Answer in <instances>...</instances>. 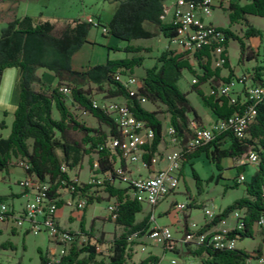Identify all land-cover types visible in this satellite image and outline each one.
I'll use <instances>...</instances> for the list:
<instances>
[{
  "label": "trees",
  "instance_id": "trees-1",
  "mask_svg": "<svg viewBox=\"0 0 264 264\" xmlns=\"http://www.w3.org/2000/svg\"><path fill=\"white\" fill-rule=\"evenodd\" d=\"M108 1L116 3L117 6L112 18L106 24L98 18L99 25L108 29L105 35L130 42L152 39L158 33L170 40L177 34L176 27L171 22H165L166 0ZM242 1L230 0L229 2L231 25L242 21L245 23L243 38L261 36V30L250 25L247 16L264 18V0H247L246 3ZM146 23L155 27L156 31L148 29L145 26ZM92 28V24L85 19H74L59 26L49 20L35 19L28 15L9 22L1 29L0 80L4 70L17 68L20 73V94L10 135L0 138V172H9L13 158H27L30 165L27 172L46 181L51 194L55 197L62 195L60 193L62 189L74 186L73 195L79 193L86 200L85 211L89 205L96 201L100 202L104 198L99 195L97 189L91 191L92 185L79 184L78 175L76 174L73 178L70 171L81 167L86 156L95 154L98 168L94 174H109L110 176V179L104 181L103 189L106 191V198L114 199L118 205L117 217L113 221L117 227L121 228L122 233L114 238L108 250L109 254L103 257V251H99L98 246L89 240L86 243H77L82 233L93 237L91 233H86L83 221H81L82 233L73 232L77 237L75 243L67 255L55 264H156L159 262L156 256H149L139 263L131 262L134 247L138 244L133 236L137 233L142 236L149 229L152 219L149 215L141 221L136 220L137 214L143 210V205L131 197L128 187L119 185L121 183L115 172L117 159L123 167L125 166L122 151L117 148L115 152H112L105 146L106 142L110 143L109 140L116 141L117 144V138L121 139L120 132L112 117L92 107L93 96L85 87L93 84L101 90L105 88L109 97L125 98L132 114L154 129L155 137L152 145H146L142 155L149 169L154 165V159L163 142L164 125L159 118L158 111L147 110L137 97L130 96L114 79V75L118 72L128 71L133 74L136 67L142 66L143 57L107 59L104 63L89 65L82 71L72 69V57L88 42L87 38ZM219 29L225 34V40L222 42L224 49L221 52L225 60L223 66L227 67L230 74L233 70L229 64L227 47L231 39L239 42L240 61L244 58L247 60L256 58L257 53L245 44L241 36L235 35L228 28ZM215 47L216 45L204 47L194 55L201 73H196L190 60L184 56V54L192 53L191 49H184L180 53L165 50L157 58L154 66L148 68L141 78L139 96L146 98L147 103L153 106L165 107V112L169 116V124L174 128L181 146L192 137V123L198 126L203 125L188 94L178 86L184 69L189 70L198 78L197 83L192 86L193 91L199 95L203 105L208 107L216 118L226 119L240 110L238 104L229 102L228 97H217V87L221 82L229 79L220 76L221 68L212 71L210 67L211 51ZM123 51L131 53L140 50L129 45L123 48ZM39 69L52 72L58 81L57 86L52 87L39 77L37 75ZM260 69L264 70L263 67ZM260 69L256 67L252 71L258 81H260ZM63 82L72 85V87L68 86L71 89L72 104L93 116L98 122L96 128L88 127L73 116L67 105L68 97L58 90ZM207 82H210L213 93L206 94L202 90L201 86ZM34 85H37L39 89H36ZM53 107L59 114L58 118L53 117ZM256 109L258 111L255 122L248 127L243 140L231 134H224L182 155L184 164L202 152H206L207 157L216 163L219 170L222 169L221 161L224 158L241 159L248 155L250 150L258 155L259 161L255 163L257 171L246 187V196L218 213L204 229L207 230L216 225L233 211L241 210L243 214L239 218V223H243L242 230L231 233L237 234L238 240L255 237V223L264 218V99L256 106ZM0 127L5 128L3 121ZM73 133H78L80 139L74 138ZM116 144L113 146H117ZM89 163L93 169L94 161L90 159ZM243 168L244 165L237 167L238 170ZM195 178L198 182L200 181L196 175ZM238 185L239 182H235L233 187ZM3 199L5 198L0 196V201ZM57 204L60 209L65 202L59 200ZM259 228L262 229L264 235V225ZM28 233L25 232V234ZM98 241L102 242L101 239ZM187 248L188 253L200 258L203 264H248L250 259L264 256V238L253 250L255 256L241 249L221 250L205 245H199L194 249ZM98 256L102 258L97 259ZM41 264H48V258L41 256Z\"/></svg>",
  "mask_w": 264,
  "mask_h": 264
},
{
  "label": "rangeland",
  "instance_id": "rangeland-1",
  "mask_svg": "<svg viewBox=\"0 0 264 264\" xmlns=\"http://www.w3.org/2000/svg\"><path fill=\"white\" fill-rule=\"evenodd\" d=\"M20 2V12H23L25 8L28 9V13L35 18H42L43 20H49L51 22L57 23L62 26L68 21L74 19H83L85 17H93L96 20L101 19L103 24H106L113 16L114 11H116V3L110 2L108 0H18ZM215 7L213 8L212 14L205 17V23L212 24L219 28H228L237 36L244 37L245 34V23H230L229 8H222L219 6L220 0H214ZM175 0H166L165 5L167 8H172ZM229 0H222V3L229 7ZM247 0H243L242 3H246ZM1 13V10H0ZM42 14V15H41ZM171 14H167L165 17V22H170ZM247 19L253 27L261 30V36L253 37L250 39L243 38L245 44L250 46L254 52L257 53L256 58L252 60H247L244 58L240 61V45L237 40L231 39L227 47V56L231 69L235 72L236 76H241L252 72L256 66L264 68V18L258 16L248 15ZM1 22V21H0ZM145 26L150 30L156 31V28L146 23ZM1 28V23H0ZM90 38L95 39L97 44L92 50L91 63L98 64L104 63L105 60L111 59H124L133 57H143L142 66L136 67L133 75L139 80L144 76L145 71L148 68L154 66L157 62V58L165 50H174L180 53L184 50L182 46L175 47L174 44H170L169 40L165 39L161 34L152 39H139L132 40L130 42L120 41L114 37L105 35L103 33V28L98 29L92 28L90 31ZM132 46L138 48L139 52L127 53L123 51V48L127 46ZM174 47V48H172ZM120 49V50H117ZM88 51V48H87ZM219 52L212 55L211 59V69L214 71L216 68H221L223 78L228 77V69L223 66L217 57ZM190 63L194 67L193 69L196 73H201L196 61L191 59ZM38 74L44 75L43 79L48 85L52 87L57 86V79L54 74L48 70L39 69ZM221 74V73H220ZM13 74L8 73L0 90V123L3 121L5 128L0 127V138H6L10 135L11 126L14 119L13 108L17 107L18 101L16 100L18 88ZM196 76L189 70L184 69L182 78L179 81V88L188 94V98L192 105L198 112V114L203 118L204 124H207L213 119V112L204 106L199 95L193 91V78ZM230 78V76H229ZM228 78V79H229ZM62 85H67L72 87L68 82H63ZM37 89L38 86H35ZM89 89L92 96L97 99L108 98V93L101 90L97 86L91 84L85 87ZM206 94H210L211 88L210 83L205 84L203 87ZM242 86L237 84L236 90L240 91ZM67 105L73 114L77 117L80 122H83L88 127L96 128L98 126L97 120L90 114L82 111L76 105H73L71 96H67ZM217 97L220 96L219 91L217 92ZM17 103V104H16ZM144 107L149 111H158L159 118L163 122V132H166L167 123L169 122L168 113L165 112V107L161 105L153 106L150 103H145ZM16 110V108H15ZM53 117L58 118L59 114L55 107H53ZM74 138L80 139L78 133H73ZM110 142V140H109ZM164 147H159L158 153L154 162L158 164L163 156ZM96 155L86 156L81 164V167L74 168L70 171L71 177L78 175V183H88L92 175V169L90 167L89 160H96ZM14 158L12 159L13 170L12 172H0V196L5 199L1 200L7 205L11 206L14 204L16 209H21L24 205L25 199L20 194L16 198L11 197V190L18 193L22 191L19 181L23 178V171L16 167L14 164ZM244 165L243 169H237ZM128 166L132 171L133 176H147L148 169L142 166V163L128 162ZM183 168H181V179L178 189L174 193H171L165 200L161 201L156 207H150L147 203H142L143 210L141 213L137 214L136 220L141 221L146 216L150 215L151 227L155 224L160 226H169L173 232L176 240H179L183 234L184 229L187 224L192 222L198 225L204 222V212L205 210H210L216 215L222 212L231 204H234L237 200L246 196V187L252 181V178L257 171V165L255 163H250L248 161V155H245L241 159H230L224 158L221 161L222 169L219 170L216 163L212 162L209 157H207L206 152H202L199 156H196L186 163H184ZM243 174L245 177L244 182H239L237 187H233L235 182H238V176ZM195 175L200 180L199 182L195 178ZM220 176V177H219ZM119 184V183H118ZM125 186L124 184H119ZM98 193L104 199L100 202L89 205L86 210H79L74 204L70 205L66 203L62 208L58 209L56 217L60 227L64 230H69L75 233H82L80 229L81 221H83L84 229L86 233H91L93 237L85 235L84 233L77 239L78 244L86 243L89 240L91 243L98 246L99 251H103L106 257L109 254V249L112 241L116 236L122 233L121 228L117 227L114 221L108 218V207L114 201V199H107V194L103 188H97ZM65 200L69 201L70 196L68 193L63 192ZM0 201V202H1ZM178 204H185L188 208L184 211H179L175 207ZM243 212L240 211L239 216L242 217ZM153 217L156 219L154 220ZM239 217V218H240ZM239 220L237 221V225ZM235 220L233 215H229L224 219L219 226L222 228L232 229L234 227ZM2 225L0 222V263L1 264H41V256L49 257L58 247L51 240L48 232H31L25 234L22 230V225L19 226L17 222L12 223L11 221ZM28 224L25 223V227ZM8 227V228H7ZM92 229V231H91ZM193 230V228H192ZM256 235L253 238H244L243 240H237L236 248L245 250L255 256L253 250L257 248L261 240L264 238L262 229L255 227ZM101 239L102 242L98 240ZM10 244V245H9ZM146 252H142L141 245L134 247L132 263H139L147 258L148 253L158 254L160 259L162 257V252L157 249L151 241L147 240ZM194 249L193 244H188L185 247H178L177 251H168L162 259V264H170L172 259L176 260L177 264H203L201 259L198 257H193L188 253V248ZM102 258L98 256L97 259ZM251 264V261L248 262Z\"/></svg>",
  "mask_w": 264,
  "mask_h": 264
},
{
  "label": "built area",
  "instance_id": "built-area-1",
  "mask_svg": "<svg viewBox=\"0 0 264 264\" xmlns=\"http://www.w3.org/2000/svg\"><path fill=\"white\" fill-rule=\"evenodd\" d=\"M219 6L228 8L222 3V0L219 1ZM214 7V0H175L171 10L166 7L167 14H171L170 22L177 29L176 36L171 38L169 43L174 44L175 47L191 46L192 53L184 54V56L194 60V55L200 52L204 47L216 45L211 51L212 55L219 52L217 57L219 62L223 65L225 60L221 56V52H223L222 50L224 49L222 42L225 40V34L219 27L205 23L204 20L205 17L212 14ZM85 20L91 23L93 28L102 27L103 33H108L107 27L100 26L98 20L95 18L88 17ZM255 77L256 75L254 72H249L242 75V77L234 76L229 78L228 81L221 82L216 92L231 91V100H229V102L235 105L238 104L240 110L226 119L216 118L209 126L203 127L192 123L191 129L193 134L185 145H180L179 139L175 135L174 128L168 122L166 132H163L162 143L168 142L174 146V149L163 154L162 160L164 162V167L159 169L155 174L147 176H133L132 171L129 169L128 162L136 163L140 161L142 166L148 169L147 164L142 159V155L145 152L144 147L146 145H152L151 143L155 137L154 129L143 120H129V113H131V110L125 98L108 97L100 100L92 97V107L100 109L105 114L112 117L120 132L121 139L117 138V146H107V142L105 146L112 152H115L117 148L122 151L125 159V166L123 167L120 160L117 159L115 172L118 181L129 188L131 197L135 198L138 202H147V205L154 208L171 193H174L175 190L178 189L181 179L180 174L184 159L182 155L184 152H191L188 151V144L190 142L194 140L199 141L200 137H213L214 140L217 136L224 134H231L237 139L243 140V134H236V126H238L241 120L247 119V112L252 111L251 108H253L254 99L259 98L258 90L260 86H264V70L263 74L261 73L260 75V81L256 80ZM114 79L130 96L137 97L142 104L147 103L146 98L139 96L141 80L133 74L128 71L118 72L114 75ZM197 81V77L193 78L192 84L197 83ZM237 84L242 86L240 91L236 90ZM58 90L66 96L71 95L70 90H65V85H61ZM210 93H213V91L211 90ZM253 154V150H250L248 153V161L250 163L253 162ZM14 164L24 173L23 178L19 181V185L26 200L24 205L21 206V209H16L15 206H9L1 201L0 222H2V225L6 224V226L10 221L12 223L21 222L24 232L46 231L51 240L52 238H59L58 250H55V252L48 257V264L58 263L67 255L77 237H75L72 231L64 230L60 227L56 217L58 211L57 203L59 200H63L65 205L66 203L70 205L74 204L79 210H83L86 207V200L79 193L73 195L75 191L74 186L62 189L60 191L62 195L55 197L51 194L49 184L46 181H42L40 178H37L35 174L27 172L30 169L29 160L27 158H14ZM97 168L98 164L94 161L92 175L88 181V184L92 185L91 191L97 188H103L104 181L110 179L109 174H94ZM243 181H245V177L243 174H240L238 176V182ZM63 192L68 193L71 200H65ZM29 203H38L39 211H27V204ZM117 206V203L113 201L107 209L108 218L112 221L117 217ZM175 208L179 211H184L188 207L185 206V204H178ZM240 211L241 210H235L230 214L233 215L235 220L232 229L219 226V224L227 218L226 217L216 225L204 230L208 224L213 221L215 216H217L216 213L205 210L203 224L198 225L195 222L187 224L184 229V234L179 240H176L169 226H160L159 224H155L152 227L150 225L149 229L142 236H139L138 233L134 234L133 239L138 242L136 246L141 245L142 252H146L145 242L147 240L151 241V243L162 252L161 259L153 253H148L147 257L156 256L159 259V262L156 264H162V259L168 251L174 253L177 251L178 247H185L190 243L195 247L205 245L221 250L237 249L236 243L238 235H233L231 233L232 231H238L237 221L240 217ZM153 219L156 220L154 217ZM25 223L28 224L27 227H25ZM261 225H264V218H261L255 223L256 227ZM250 260L251 264H264V256ZM170 264H177V262L172 259Z\"/></svg>",
  "mask_w": 264,
  "mask_h": 264
},
{
  "label": "crops",
  "instance_id": "crops-1",
  "mask_svg": "<svg viewBox=\"0 0 264 264\" xmlns=\"http://www.w3.org/2000/svg\"><path fill=\"white\" fill-rule=\"evenodd\" d=\"M20 6L21 5H20V2L18 0H0V10H1V13H0V21H1L0 22L1 23L0 32H1V29L4 26H6L9 22H11V21H13V20H15L17 18H22L24 16H28L29 15L27 8H25V10H23V12H20V10H21L20 9ZM165 7H167V6L165 5ZM29 16H31V15H29ZM31 17L35 18L34 16H31ZM88 17H90V16H88ZM88 17H85L83 19H86ZM35 19H37V18H35ZM95 29H98V28H95ZM87 41L88 42L85 43L83 45V47L78 52H76L73 55V57H72L71 65H72V69L75 70V71H82V70H84L89 65L90 66L91 65H95L94 63L93 64L91 63V59H92V50H94V48H95V46L97 44V41H96V38L95 39H91L90 38V32H89ZM87 48H88V51H87ZM98 64H100V63H98ZM256 67L259 68V69L262 68L260 66H256ZM10 72H11V74H13L12 76L15 78V80L17 82L18 88L16 89V93H17L16 100L19 101V94H20V90H19V78H20V73H19V70L17 68H7L6 70H4L3 75L1 77V80H0V90H1V85L3 84V82H4L5 78H6V76L8 75V73H10ZM259 72L263 74V71L262 70L259 71ZM220 73H221L220 76L223 77L222 72H220ZM37 75L39 77H41L42 79L44 77V75H41L40 76L38 74V71H37ZM229 75H230V78L236 76L234 71L232 72V74H230V72L228 71V77L227 78H229ZM208 83H210V82H207L205 84H208ZM205 84H203L201 86V88H202L203 91H204L203 87H204ZM34 86H36V85H34ZM15 108H16V106H15ZM15 108H13V111L14 112H15ZM201 120H202V123H203L202 126L205 127V126L211 125L216 120V117L213 115V119L210 120L207 124H204L202 117H201ZM161 146H163L164 149H165L163 151V154L166 153V152H168V151H170V150H172V149H174V146H172L168 142L167 143H164V144L162 143L160 145V147ZM182 165H183V163H182ZM163 167H164V162H163L162 159H161V161L158 162V164L154 162V165L150 169L148 168V174L149 175H153L159 169H161ZM13 168H15V167L10 166L9 172H12ZM182 168H183V166H182ZM129 169H130V167H129ZM22 174L24 175V173H22ZM11 191H12L11 192V197L12 198H16V197H18L21 194L23 196V198L26 200V197L23 195V192L22 191H20L18 193L13 192V190H11ZM12 206H14V204H12ZM1 230L2 229H0V231ZM154 255L160 256L158 254H154Z\"/></svg>",
  "mask_w": 264,
  "mask_h": 264
},
{
  "label": "bare ground",
  "instance_id": "bare-ground-1",
  "mask_svg": "<svg viewBox=\"0 0 264 264\" xmlns=\"http://www.w3.org/2000/svg\"><path fill=\"white\" fill-rule=\"evenodd\" d=\"M230 1V0H229ZM184 49H191V46H182ZM65 90H70L71 89L65 85ZM220 96H225L226 98L228 97V100H231V91H219ZM258 97L257 99H254L253 102V108H251L252 111L247 112V119L241 120L238 126H236V134H243V137L246 136V131L251 124L255 122V119L257 117V109L256 106L264 99V86H260L258 90ZM129 120H139L137 119L132 112L129 113ZM245 132V133H244ZM213 137H200L199 141L194 140L188 144V150H192L194 147L198 145L205 144L212 140ZM116 144V141H110L107 146H113ZM253 163H257L259 161L258 155L256 153L253 154ZM143 203V202H141ZM147 203V202H144ZM186 206V205H185ZM27 211L29 212H38L39 211V204L38 203H29L27 204ZM19 226H21V222H17ZM243 223H238L237 229L242 230ZM53 243L56 246H59V238H52Z\"/></svg>",
  "mask_w": 264,
  "mask_h": 264
}]
</instances>
